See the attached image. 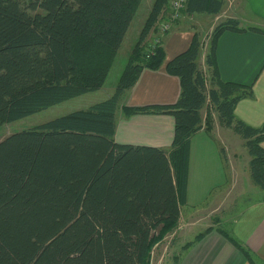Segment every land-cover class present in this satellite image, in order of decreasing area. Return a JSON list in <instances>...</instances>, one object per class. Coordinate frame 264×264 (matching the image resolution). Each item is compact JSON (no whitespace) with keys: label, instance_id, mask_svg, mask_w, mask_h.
<instances>
[{"label":"trees","instance_id":"1","mask_svg":"<svg viewBox=\"0 0 264 264\" xmlns=\"http://www.w3.org/2000/svg\"><path fill=\"white\" fill-rule=\"evenodd\" d=\"M142 0H0V125L99 89ZM169 0H154L108 98L12 133L0 141V264H151L152 249L177 226L186 203L190 142L213 117L244 140L252 182L264 190V124L254 127L235 114L252 87L218 75L216 47L227 30L264 32L225 17L210 33L204 64L201 41L165 63L179 78L175 102L123 105L125 117L169 114L174 135L168 149L118 143L116 111L144 68L165 62L145 38ZM224 0H187L184 13L218 15ZM31 12H30V11ZM264 195V194H263ZM264 200V196L261 201ZM213 229L199 232L185 250ZM245 257L253 251L217 227ZM180 252L174 256L176 264Z\"/></svg>","mask_w":264,"mask_h":264},{"label":"crops","instance_id":"2","mask_svg":"<svg viewBox=\"0 0 264 264\" xmlns=\"http://www.w3.org/2000/svg\"><path fill=\"white\" fill-rule=\"evenodd\" d=\"M143 1L145 0L141 1L119 46L118 52L122 49L124 56L129 55L136 43L154 2V0H147L135 31L129 36L130 28L138 14L139 8L144 3ZM229 3L228 9L225 10L223 8L218 15L212 14L214 17L209 19L208 23H205V18L201 17L195 23L190 24L188 21L196 13H185L165 34L161 42L165 52L164 64L155 70L144 68L135 84L125 91L120 100V107L116 111L114 134L116 142L150 145L165 149L170 147L174 135V118L172 115L134 114L125 117L121 107L123 105L170 104L176 101L180 93L179 78L166 72L165 63L189 46L192 35L195 32H202L209 26L207 33H210L214 25L225 17L238 19L243 27L256 26L262 28L264 23V0H231ZM187 27H190L191 31H188ZM205 52V50L201 52L199 62L204 70L205 85L208 88L209 73L204 64ZM215 56L218 75L222 80L252 87L253 95L243 98L237 103L235 108L236 116L254 127L263 125L264 32L250 29L242 32L224 31L218 39ZM208 111L211 112L213 117L211 134L208 135L204 131L203 121V128L191 138L187 197L186 203L180 207V218L176 234L178 233L177 237H181L180 239L182 240L186 234L191 233L194 234V239L199 232L194 233L193 228L199 226L207 217L209 220L205 222L203 230L209 226H212L213 229L185 250L180 252V249L179 259L176 264H249L243 254L216 230L217 227L224 229L248 246L255 256L260 259L261 263L264 264V200L256 201L243 209L235 211L231 209L228 202V196L231 191L240 190L238 150L246 149L244 140L230 128L219 125L216 113L212 110L210 104L205 105L201 110L203 120L206 118ZM216 140L222 146V152L225 154L224 158L218 154L213 144ZM200 149L206 155V152L210 151L213 161L211 157L199 153ZM244 151L246 153L247 150ZM244 158H246V165L250 160L249 154L247 157L245 154ZM223 159L226 160L233 174V181L225 191L227 198L218 202L216 199H202L201 195L216 194L218 184L206 181L205 185H203L204 190H202V184L198 181L194 182L195 179H198V172L201 166H204L203 169L207 171L205 177H210L208 171L212 167H209V164H215L213 169H217L214 171V175H216L218 170L220 172L223 171ZM248 175L250 176L249 168ZM219 192L223 194L222 191ZM213 214L216 218H212ZM225 224H228V229L224 227ZM185 243L180 241V247Z\"/></svg>","mask_w":264,"mask_h":264},{"label":"rangeland","instance_id":"3","mask_svg":"<svg viewBox=\"0 0 264 264\" xmlns=\"http://www.w3.org/2000/svg\"><path fill=\"white\" fill-rule=\"evenodd\" d=\"M23 4V6L27 7L28 0H19ZM229 1L231 0H224V9L229 8ZM141 7L138 10V14L136 15L132 26L129 31V36H131L132 32L135 31V28L139 22L140 16L143 13L145 4L147 0L143 1ZM30 11V10H29ZM31 12V11H30ZM205 18V23H208V20L213 18L212 14L208 13H196L192 18H190V21H188L190 24L195 23L196 20L200 18ZM219 22V21H218ZM209 25V24H208ZM262 28L264 29V23L262 25ZM209 29V26L204 31H199V38L201 41V52L206 51L208 48V42L210 33H207ZM188 31H191L190 27H187ZM207 33V34H205ZM127 56L123 55L122 49L118 52L113 65L110 68V71L107 75V78L103 84V86L95 91H91L88 93H85L83 95L68 99L66 101H63L61 103L55 104L53 106H50L46 109H43L39 112L33 113L31 115H28L26 117H23L21 119L3 123L0 125V141L5 138L6 136L22 131L24 129H27L29 127L36 126L38 124L44 123L46 121H49L53 118H56L58 116L64 115L68 112L79 110V109H85L92 104L99 102L101 100H104L108 98L112 93L114 92L116 85L118 83V80L120 78V75L123 71V68L126 64ZM241 138V137H240ZM242 140V139H241ZM214 146L220 156L224 158L225 154L222 152V146L221 144L216 140L214 141ZM264 145V144H263ZM246 149L238 150V160L240 161V180H239V186L240 190H232L231 193L228 196V202L230 204L231 209L240 210L244 207L249 206L252 203H255L256 201L261 200V198L264 196V190L261 189L259 186L255 185L252 180L250 179V176L248 175V168H249V162L245 165L244 155L246 154V157L248 155L247 151L245 153ZM199 153H202L204 156L212 157V153L206 152L204 154L203 150L200 149ZM215 166L214 163L209 164V167H212L211 170H209L210 177H205L207 175V171H205L204 166H201L198 174V179H195V181H198L202 184V190H204L205 182H212L217 183L218 188L216 189V194L211 195H201L202 199H212L217 200V202L221 199L227 198V195L225 193L226 188L231 185V182L233 181V174L231 173V170L228 167V164L225 159H223V171L220 172V170L217 171L216 175H214V171L217 169H213ZM247 174V175H245ZM219 191H222L223 194H220ZM209 200V201H210ZM216 215V214H215ZM214 214L212 215V218H216ZM211 218V219H212ZM209 220L208 217L206 220L202 221L199 226H196L193 228L194 233H198L203 230L205 222ZM215 220V219H213ZM228 224H225L224 227L228 229ZM178 226L170 233H168L163 240H161L153 249L151 252V264H174L173 259L174 256L179 253L180 247V241L188 242L193 240L194 234H186L185 238L183 237L182 240L177 237L176 230ZM179 238V239H178ZM184 239V240H183ZM182 243V242H181ZM257 264H262L260 259L256 257Z\"/></svg>","mask_w":264,"mask_h":264},{"label":"built area","instance_id":"4","mask_svg":"<svg viewBox=\"0 0 264 264\" xmlns=\"http://www.w3.org/2000/svg\"><path fill=\"white\" fill-rule=\"evenodd\" d=\"M186 4L187 0H169L163 7L145 38L148 53L152 52L157 44H161L165 34L185 14Z\"/></svg>","mask_w":264,"mask_h":264}]
</instances>
